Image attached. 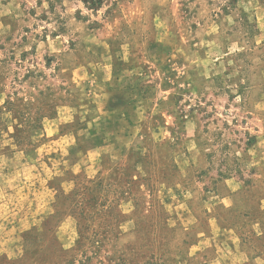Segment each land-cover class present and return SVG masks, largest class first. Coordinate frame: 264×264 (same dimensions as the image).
<instances>
[{"label": "rangeland", "instance_id": "rangeland-1", "mask_svg": "<svg viewBox=\"0 0 264 264\" xmlns=\"http://www.w3.org/2000/svg\"><path fill=\"white\" fill-rule=\"evenodd\" d=\"M7 1L0 174L40 145L46 208L0 264H264V0Z\"/></svg>", "mask_w": 264, "mask_h": 264}, {"label": "crops", "instance_id": "crops-1", "mask_svg": "<svg viewBox=\"0 0 264 264\" xmlns=\"http://www.w3.org/2000/svg\"><path fill=\"white\" fill-rule=\"evenodd\" d=\"M9 10L11 9L8 1L0 0V20ZM42 150L39 145L30 153L16 151L5 156L7 169L0 174V240L35 225L37 218L46 208L45 203L37 201L34 206L23 211L20 202V199L28 197L32 190H36L35 183H40L43 179L38 170L40 166L38 161L45 155ZM30 184L34 186H28ZM40 189L42 187L38 185L37 194L32 193L39 195L37 199H40L43 193Z\"/></svg>", "mask_w": 264, "mask_h": 264}]
</instances>
